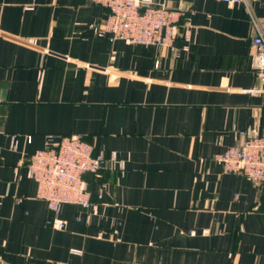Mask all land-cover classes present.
Wrapping results in <instances>:
<instances>
[{
    "label": "crops",
    "instance_id": "crops-1",
    "mask_svg": "<svg viewBox=\"0 0 264 264\" xmlns=\"http://www.w3.org/2000/svg\"><path fill=\"white\" fill-rule=\"evenodd\" d=\"M145 1L190 18L172 46L100 36L89 0H0V264H264V182L217 159L264 135V0ZM64 135L126 164L85 174L91 208L37 197Z\"/></svg>",
    "mask_w": 264,
    "mask_h": 264
},
{
    "label": "built area",
    "instance_id": "built-area-1",
    "mask_svg": "<svg viewBox=\"0 0 264 264\" xmlns=\"http://www.w3.org/2000/svg\"><path fill=\"white\" fill-rule=\"evenodd\" d=\"M108 9L105 18L94 23L100 36L125 39L131 43L172 46L177 37L179 22L190 18L165 3L154 4L145 0H89ZM228 3H247L248 0H221ZM259 27V26H258ZM253 67L264 85V32L259 27L252 37ZM13 148L17 147L14 139ZM217 159L226 172L242 174L257 183L264 182V135L253 134L242 144L219 154ZM113 167L124 174L127 167L118 152L96 151L94 143L81 136H49L42 149L35 152L29 162L30 177L37 184V197L45 200L57 212L66 203L93 206L91 192L86 186L85 174ZM59 228L64 223L58 224Z\"/></svg>",
    "mask_w": 264,
    "mask_h": 264
}]
</instances>
